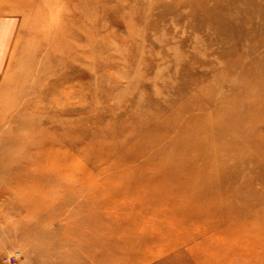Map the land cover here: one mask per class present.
Instances as JSON below:
<instances>
[{
    "label": "rangeland",
    "instance_id": "obj_1",
    "mask_svg": "<svg viewBox=\"0 0 264 264\" xmlns=\"http://www.w3.org/2000/svg\"><path fill=\"white\" fill-rule=\"evenodd\" d=\"M0 2V13H14L0 22V140L27 142L45 122L67 118L70 110L58 116L48 104L61 97L78 114L71 144L62 145L77 159L78 175L94 179L74 213L72 185L60 194L52 183L43 194L40 182L39 189L25 178L13 182L37 171L20 165L41 144L13 147L9 156L19 163L0 164V264H264V108L249 109L264 98V0ZM73 41L92 58L69 71L63 54ZM67 84L83 88L69 105L57 94ZM234 101L246 116L231 112ZM211 124L239 132L215 139L219 128L201 129ZM167 141L199 150L185 163L160 157L145 166L144 154ZM16 191L73 209L55 207L57 220L36 207L19 211Z\"/></svg>",
    "mask_w": 264,
    "mask_h": 264
},
{
    "label": "bare ground",
    "instance_id": "obj_2",
    "mask_svg": "<svg viewBox=\"0 0 264 264\" xmlns=\"http://www.w3.org/2000/svg\"><path fill=\"white\" fill-rule=\"evenodd\" d=\"M21 1V0H20ZM2 2V1H1ZM0 2V3H1ZM4 2V1H3ZM17 2V1H16ZM32 2V1H31ZM12 3V2H11ZM22 3V2H21ZM34 4V3H32ZM28 4H26L27 6ZM2 6V5H1ZM4 6V5H3ZM33 6V5H31ZM29 6V7H31ZM210 6V5H209ZM4 7H7V6H4ZM18 7V5H17ZM7 11H11L12 7H7ZM5 9V8H4ZM3 9V10H4ZM18 9V8H17ZM22 9V8H21ZM19 9V10H21ZM26 9V8H25ZM24 9V10H25ZM18 11V10H16ZM12 12V11H11ZM15 12V11H14ZM24 12V11H23ZM17 13V12H16ZM104 13V12H103ZM256 13V12H255ZM18 14V13H17ZM21 14V13H20ZM22 15V14H21ZM14 16V13H0V22L1 24L2 23V20L3 19H6L8 18V20L10 19V17ZM78 20H80V17L77 18ZM77 19H74V20H77ZM11 20V19H10ZM9 20V21H10ZM16 20V19H15ZM14 21V20H13ZM7 23L6 24H9L8 21H6ZM6 26V25H5ZM1 27V26H0ZM7 27V26H6ZM9 28V26L7 27ZM138 28H141V27H138ZM88 31V30H87ZM141 31V30H140ZM151 31V30H150ZM78 32V31H77ZM75 33L77 34V37H75L76 39H79V35L78 34H82V33ZM251 32V31H250ZM164 33V32H163ZM252 34V33H251ZM88 35V34H87ZM4 38V37H3ZM1 39V37H0ZM74 39V38H73ZM75 39V40H76ZM6 40V39H5ZM144 40V39H143ZM91 41V37H89V35L87 36V39H86V44L89 45ZM4 44V43H3ZM8 46V45H7ZM82 46H83V43H82ZM81 44L78 42V41H73V43H71L69 46H67V49L65 50L64 54L63 55H66L68 56L66 61L63 63H61V65L63 64V68H66L70 71V68L76 66V63H78L82 58V62H84L85 60H88L90 61V54L88 56V54L85 55V52L83 50H85L84 46L82 48ZM93 46V44H92ZM4 47V46H3ZM86 47V46H85ZM7 49V48H6ZM90 49H91V46H90ZM93 49V47H92ZM0 50H2V43L0 42ZM4 50V48H3ZM90 52H92L91 50H89ZM3 53V52H2ZM89 59H88V57ZM92 58V56H91ZM85 59V60H84ZM121 59V58H119ZM84 60V61H83ZM92 60V59H91ZM122 61V60H121ZM1 62V60H0ZM58 62V61H57ZM56 62V63H57ZM93 61H91L92 63ZM89 63V62H88ZM87 63V64H88ZM1 64V63H0ZM58 65V63H57ZM52 66V65H51ZM58 67V66H56ZM61 67V66H60ZM219 67V66H218ZM48 68V67H47ZM60 70V69H59ZM45 71V70H44ZM62 75H66V74H61L57 77L58 79H67L68 77H71L70 75L68 76H62ZM171 77V76H170ZM47 80V77H45ZM253 80V79H252ZM149 81V80H148ZM53 82V81H52ZM56 82V81H55ZM59 82V81H58ZM61 83V82H60ZM134 84V83H133ZM113 85V84H112ZM46 86V84H45ZM53 86V85H52ZM38 87V86H37ZM81 87V86H80ZM52 89V88H51ZM81 89L83 88H76V85L74 84H67L63 89H58L57 91V94L60 96H62L63 94L66 96V99H67V102L68 105L71 103V100L74 98L76 99V94L77 91H81ZM55 90H57V87L55 88ZM88 89L86 88V91ZM121 90V89H120ZM160 90V89H159ZM97 91V90H96ZM144 91V90H143ZM82 92V91H81ZM88 92V91H87ZM87 92L84 94H87ZM103 92V91H102ZM109 92V91H108ZM83 93V92H82ZM56 94V95H57ZM235 95V94H234ZM26 96V95H25ZM84 96V95H83ZM81 97V95H80ZM79 97V98H80ZM87 97V96H86ZM237 97V95H236ZM252 97V96H251ZM58 99H56L55 97H51L50 100L48 101L51 106H54L56 107L57 109V112H58V116H62L64 113H65V110H70V113H69V116L65 119H55L54 122H45L46 126L47 127H43L41 128L40 131H37L39 133H33L31 136H30V139L26 142L24 140H22L21 136L19 135L18 137H15V136H11L10 138H7V141H3L2 139L0 140V144H2L1 148H0V164H2V166H6L8 168H10L9 166H12V164L16 163L18 164L19 162L18 161V158L16 160V158L12 159L9 155L10 154V150L13 148V147H21L22 145L24 147H22V150L26 151V150H31L37 143H40L41 145L38 146V147H35V152H33L32 154L30 153L28 156L31 157L29 159V161H24V163H21L20 166L22 170H24L25 168H31V167H38L37 171H33L34 174L32 175H29V176H23V177H14L13 179V182H16L17 180L19 179H22V178H25L26 179V187L27 186H30V188L36 186L38 184V182H40V191L43 193V194H46V191L44 192V190H47L45 189L46 187L48 186H52L53 184L52 183H55V187H53V191H57V192H66L67 190L70 189V187L68 186V184L72 185L75 189L79 190L78 192V199H77V204L73 207V208H67L66 206H62V204H60V201L58 203V201L56 200L55 197H45V195L41 196L40 198L42 199H39L37 198L35 195L32 196L31 192L29 193H24V192H21V191H16L14 192L15 193V200H16V204H17V207L16 209L17 210H22V211H35L33 210V208H37L36 210H42V211H47L48 214H49V217L50 218H53V220H57V218L55 217L54 214H58L57 211H70L71 209L74 210V213H77L78 210H80L82 208L80 201H82L86 196H87V193L88 191H90V189L92 188L91 187V183H90V179L92 178L90 176V179H85L83 177H80L79 175H83V174H79L77 173V168H76V160L74 159L73 155L71 154V152L69 151V148H67L66 144L62 145L63 142L67 141V137L69 138V136L75 131L74 129V123L78 121V119H76V116L78 114L72 112V110L74 111V106L72 107H69V108H66L64 105L63 107L61 106L62 104L60 103V99L61 97H57ZM84 98V97H83ZM21 99V98H20ZM82 99V98H81ZM253 101H256V98L252 97ZM87 100V99H86ZM261 102H258L257 105H250V108L249 109H258L260 110V112L262 113V110L264 108V98H260ZM193 101V100H191ZM235 105L231 106L232 107V111L234 114L238 116H241L243 113L244 115L246 116L247 115V112L243 111V106H241L240 104H242L243 102L242 101H234ZM237 103V104H236ZM47 106V108H50L51 106ZM79 105V104H78ZM83 105V104H82ZM196 105V104H195ZM80 106V105H79ZM193 106V105H192ZM189 106H187L188 108ZM200 107V106H199ZM15 108V107H14ZM52 108V107H51ZM191 109V107H189ZM194 108V106H193ZM196 109V108H195ZM204 109V108H203ZM206 110V109H205ZM220 111V110H219ZM227 111H225L226 113ZM177 113H179L177 111ZM196 113V112H195ZM14 114V113H13ZM114 114V113H113ZM228 114H231L228 112ZM15 115V114H14ZM17 115V114H16ZM195 115V114H194ZM51 116V115H50ZM88 118L89 115H86ZM188 116V115H187ZM234 116V115H233ZM174 117V116H173ZM16 118V117H15ZM40 118V117H39ZM38 118V119H39ZM175 118V117H174ZM42 119H40L41 121ZM14 121V120H13ZM209 121V120H208ZM15 122V121H14ZM38 122V121H37ZM237 122L240 123V120L237 119ZM173 123V122H172ZM176 123V122H175ZM211 123V122H210ZM201 124V123H200ZM49 127L53 128V129H56V131H51L49 130ZM171 126V125H170ZM203 128L201 129H204V130H207V131H211L212 129H218L219 128V132L217 131V133L214 135L213 133V137L215 139L217 138H220L222 140H227V139H234V136L235 134H237V132H239L238 129L234 128L233 124L229 127V128H225V126H218L217 124H211V125H207V126H202ZM68 128V129H66ZM212 128V129H211ZM175 129V128H174ZM39 130V129H38ZM63 130H67L69 132H63ZM222 130H224L223 133H220ZM174 131V130H173ZM176 131V130H175ZM188 129H183V133H187ZM1 133V132H0ZM8 133V132H7ZM155 131L150 129L146 132V138L150 137L151 134H154ZM165 133V132H164ZM167 133V132H166ZM1 137V136H0ZM28 137V136H27ZM165 137V135H164ZM172 137V136H171ZM211 137V136H210ZM27 139V138H26ZM208 139L210 140V138L208 137ZM165 142V141H164ZM67 143H70L71 144V140L67 141ZM100 143V142H99ZM169 141L166 142V147L165 148H162V149H152V151H149V152H146V154H144L145 156L148 157V162H146L147 164H145V166H153L155 163V160L157 158H165L169 163L170 165L172 164H180V163H185L186 162V155L188 152H197L199 150V148H197L196 146L192 145V144H188L185 146V144H169ZM108 144V143H107ZM98 145V144H97ZM151 146V145H150ZM15 152V151H14ZM74 153V152H73ZM105 153V152H104ZM145 153V152H144ZM141 154H143V152L139 153V154H135L133 155L132 157L134 156H140ZM179 154H181V157H179ZM13 155V154H12ZM17 155V154H16ZM17 157V156H15ZM20 157V156H19ZM146 157V158H147ZM77 158V156H76ZM143 160V159H142ZM117 161V160H116ZM110 162V161H109ZM140 162V161H139ZM81 163V162H80ZM79 163V164H80ZM135 165V164H134ZM81 166V165H80ZM6 167V168H7ZM85 167V166H84ZM88 167V166H87ZM95 167V166H94ZM4 167H2L3 169ZM126 168V167H125ZM86 169H89V168H86ZM124 169V168H122ZM121 169V170H122ZM15 170V169H14ZM120 170V171H121ZM87 172H89L88 170H86ZM101 171V170H100ZM14 171H12L11 174H13ZM25 172V171H23ZM22 172V173H23ZM10 174V173H9ZM93 174V173H92ZM18 175H20L18 173ZM85 176V175H84ZM104 176V175H102ZM94 177V176H93ZM97 177V176H96ZM95 177V178H96ZM105 177V176H104ZM3 178V177H2ZM102 178V177H100ZM11 179V178H9ZM93 179V178H92ZM94 180V179H93ZM12 180H10L11 182ZM21 182V181H20ZM24 182V180H23ZM94 182V181H93ZM99 182V181H98ZM25 183V182H24ZM106 183V182H105ZM10 184V183H9ZM93 184V183H92ZM103 185V184H101ZM21 186V185H19ZM23 186V185H22ZM105 185L101 186V187H104ZM25 187V186H24ZM38 187V186H37ZM37 187H34V188H37ZM44 188V190H43ZM52 188V187H51ZM111 188V187H110ZM109 188V189H110ZM8 189V188H7ZM39 189V188H37ZM97 189V188H96ZM101 189V188H100ZM131 189V188H130ZM24 190V189H23ZM32 190V189H30ZM106 190V189H105ZM26 191V190H25ZM39 191V190H38ZM93 191V190H92ZM110 191V190H109ZM114 191V190H113ZM9 192V191H8ZM32 192H35L34 194H36V191H33ZM94 193V192H92ZM102 193V192H101ZM133 193V192H132ZM132 193H130V196L132 197ZM57 194V193H56ZM61 194V193H60ZM90 194V193H89ZM100 194V193H99ZM134 194V193H133ZM11 195V194H10ZM51 195V194H50ZM127 195V194H126ZM96 196V195H94ZM121 196V195H120ZM135 195H133L134 197ZM22 197H28L30 200H31V197L33 200H35V202L33 203L32 201H30V203H26V201H20V199ZM90 197V196H89ZM123 197V196H122ZM10 199V198H8ZM24 199V198H23ZM96 199V198H95ZM104 199V198H103ZM130 199V198H129ZM128 199V200H129ZM132 199V198H131ZM14 200V201H15ZM89 200V199H87ZM12 201V200H11ZM29 202V200H27ZM37 201V202H36ZM113 201V200H111ZM127 201V200H126ZM131 201L130 200V204L131 205ZM101 202V201H100ZM107 202V201H106ZM128 202V201H127ZM138 202V201H137ZM13 203V202H12ZM113 203V202H112ZM6 205L5 202H3L2 204H0V207H3ZM96 204V203H95ZM109 204V203H108ZM116 204V203H114ZM118 204V203H117ZM120 204V203H119ZM134 204V203H133ZM104 205L101 204V206ZM123 205V204H122ZM125 205V204H124ZM119 206V205H118ZM126 206V205H125ZM124 206V207H125ZM128 206V205H127ZM134 206V205H133ZM137 206V204H136ZM6 207V206H5ZM55 207L56 210H55ZM90 207V205H89ZM66 208V209H64ZM98 208V207H97ZM108 208H111V207H108ZM89 209V208H88ZM96 209V208H95ZM121 209V208H120ZM2 210V209H1ZM110 209H108L109 211ZM10 211V210H9ZM14 211V210H13ZM54 211V212H53ZM107 211V212H108ZM130 211V210H129ZM18 212V211H17ZM81 212V211H80ZM106 212V211H105ZM116 212V211H115ZM121 212V211H120ZM125 212V211H124ZM122 212V214L124 213ZM9 213V212H8ZM15 213V211H14ZM43 213V212H42ZM67 213V212H66ZM19 214V213H18ZM17 214V215H18ZM81 214V213H80ZM83 214V213H82ZM96 214V213H95ZM111 214V213H110ZM114 214V213H113ZM16 215V214H15ZM20 215V214H19ZM78 215V214H77ZM47 216V215H46ZM58 216V215H57ZM118 216V215H117ZM70 217V216H69ZM11 218V216H10ZM14 218V216H13ZM21 218V217H20ZM47 218V217H46ZM40 219V218H39ZM43 219H44V216H43ZM48 219V218H47ZM61 219V218H60ZM71 219V218H70ZM78 219V218H77ZM82 219V218H81ZM102 219V218H101ZM104 219V218H103ZM15 220V219H14ZM14 220H11V221H14ZM67 220V218H66ZM84 220V219H83ZM82 220V222H83ZM52 221V219H51ZM50 221V222H51ZM68 221V220H67ZM76 221V220H75ZM86 221V220H85ZM110 223V222H108ZM68 224V223H66ZM60 226V225H59ZM114 226V225H113ZM68 227V226H67ZM71 227V226H70ZM116 228V227H115ZM118 228V227H117ZM102 229V228H101ZM70 230L72 231V229L70 228ZM111 230V229H110ZM108 231V230H107ZM117 231V230H116ZM3 232V231H2ZM57 232V231H56ZM69 232V231H68ZM90 232V231H88ZM107 234V233H106ZM105 234V235H106ZM44 235V234H43ZM96 236V235H94ZM104 236V235H103ZM118 236V235H117ZM93 237V236H91ZM67 238V237H66ZM201 238V237H199ZM98 239V238H97ZM104 239V238H103ZM102 239V240H103ZM116 239V238H115ZM197 239V238H196ZM101 240V239H100ZM75 241V240H74ZM55 244V243H54ZM91 244V243H90ZM93 244V243H92ZM61 245V244H60ZM84 245H87L86 242ZM112 245V244H111ZM88 246V245H87ZM103 247V246H102ZM77 249V248H76ZM112 250V249H111ZM30 251V250H29ZM68 251H70L68 249ZM64 252V251H63ZM71 253V252H70ZM104 253V252H103ZM123 253V252H122ZM58 254H60L58 252ZM71 255V254H70ZM83 255V254H82ZM50 255H48L47 257H49ZM61 256V255H60ZM67 256V255H65ZM124 256H125V253H124ZM131 256V255H130ZM51 257V256H50ZM68 257V256H67ZM76 257V256H75ZM82 257V256H81ZM73 258V257H72ZM121 258V257H119ZM71 259V258H69ZM103 259V258H102ZM101 259V260H102ZM76 260V258H75ZM104 260V259H103ZM123 260V259H122ZM127 260V259H126ZM249 261V260H248ZM66 262V261H65ZM124 262V261H122ZM69 263V262H68ZM77 264V263H76Z\"/></svg>",
    "mask_w": 264,
    "mask_h": 264
}]
</instances>
